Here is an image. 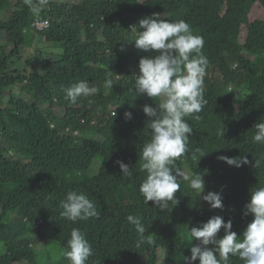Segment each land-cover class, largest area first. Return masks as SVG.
<instances>
[{
	"label": "trees",
	"instance_id": "1",
	"mask_svg": "<svg viewBox=\"0 0 264 264\" xmlns=\"http://www.w3.org/2000/svg\"><path fill=\"white\" fill-rule=\"evenodd\" d=\"M153 14L183 19L203 38L208 103L185 117L193 132L174 169L189 177L200 172L203 194L221 193L223 209L205 205L182 177L179 202L166 210L145 204L139 192L147 176L140 151L151 137L143 107L162 98L135 91L140 59L156 53L133 41L139 21ZM38 19L49 26L38 29ZM35 43L51 47L25 55L23 48ZM80 80L97 91L72 103L65 89ZM260 120L264 0H32L31 7L0 0V243L8 247L0 264H70L64 252L73 228L92 245L86 264H187L199 244L189 229L214 215L231 220L232 231L242 235L253 220L244 215L251 189L264 186V144L253 141ZM220 156H247L249 163L230 166ZM117 161L133 175L125 177ZM73 190L88 195L99 217L72 222L60 216L59 201ZM128 215L142 217L146 227L139 247ZM223 235L222 228L217 236ZM39 240L50 248L38 249ZM229 264L243 261L230 256Z\"/></svg>",
	"mask_w": 264,
	"mask_h": 264
},
{
	"label": "clouds",
	"instance_id": "2",
	"mask_svg": "<svg viewBox=\"0 0 264 264\" xmlns=\"http://www.w3.org/2000/svg\"><path fill=\"white\" fill-rule=\"evenodd\" d=\"M25 3L32 6V0H25ZM139 29L133 41L135 47L156 54L140 59L139 73L134 74L135 91L139 95L162 98L156 107L147 104L143 107L151 137L140 151L143 161L141 169L147 172V176L139 185V192L145 204L152 201L155 207L166 210L170 207L169 202H179L175 193L181 188L178 180L182 177L190 181V187L212 209H223L221 193L209 191L203 194L205 181L200 172L189 177L179 169H174L175 160L187 150L188 137L193 132L185 117L200 113L208 103L203 89L208 63L201 51L203 38L195 35L185 20L160 19L158 14L142 18ZM131 30L135 31L136 26ZM107 85L111 87V80L107 81ZM96 91L84 80L65 89L72 103ZM125 116L130 119L132 113L126 112ZM254 128L253 141L264 144V120L257 122ZM218 159L235 167L249 163L247 156H220ZM117 164L125 177L133 175L128 164L123 161H117ZM58 206L61 209L60 216L72 222L99 217L96 204L84 192H67ZM244 215H252L253 220L242 235L232 231L231 220L225 222L219 215L191 227L190 238L197 239L199 244L191 247V257L186 258L187 264H194L197 260L200 264H229L230 256H238L243 264H264V186L251 189V198L245 205ZM126 219L135 226L139 247L146 233L142 217L128 215ZM222 228L224 235L218 238L217 234ZM208 245L214 247L209 248ZM66 248L64 256L70 264H86L93 255L92 245L79 228L71 230Z\"/></svg>",
	"mask_w": 264,
	"mask_h": 264
},
{
	"label": "rangeland",
	"instance_id": "3",
	"mask_svg": "<svg viewBox=\"0 0 264 264\" xmlns=\"http://www.w3.org/2000/svg\"><path fill=\"white\" fill-rule=\"evenodd\" d=\"M38 46L41 47V49H43L45 51L48 50L47 48L51 47L49 45H46L45 43H41V44L35 43L34 46L23 48L25 55H29L30 56V55L35 54L37 52L36 49H37ZM50 51L57 52L58 49L57 48H51ZM27 58L28 57L24 58V61H26ZM242 93H244L243 90L239 91L236 94L237 100H240ZM100 162H101V160H100V158H98L96 163L94 164V166L91 168V172L93 174L97 173V171H98L97 167L99 166ZM205 194H207L206 191H205ZM204 204L207 205L208 203L205 202ZM48 245L49 244L46 241H44V240H39L37 242V248L40 249V250H44L45 248L49 249L50 247ZM54 248H56V247H54ZM7 251H8V247L4 243H0V255L6 253ZM55 254L59 255L60 252L56 249V251L54 252V255ZM51 255H53V252L51 253Z\"/></svg>",
	"mask_w": 264,
	"mask_h": 264
},
{
	"label": "built area",
	"instance_id": "4",
	"mask_svg": "<svg viewBox=\"0 0 264 264\" xmlns=\"http://www.w3.org/2000/svg\"><path fill=\"white\" fill-rule=\"evenodd\" d=\"M35 26H36L38 29H44L45 27H48V26H49V22H48L47 20L38 19V20L35 22Z\"/></svg>",
	"mask_w": 264,
	"mask_h": 264
}]
</instances>
